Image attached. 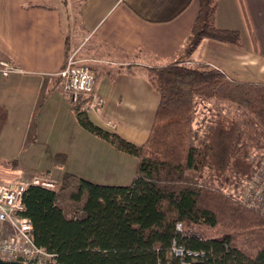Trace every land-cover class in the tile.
<instances>
[{"label": "trees", "instance_id": "trees-1", "mask_svg": "<svg viewBox=\"0 0 264 264\" xmlns=\"http://www.w3.org/2000/svg\"><path fill=\"white\" fill-rule=\"evenodd\" d=\"M183 45L163 66H144L158 94L142 144L94 124L79 96L78 125L136 159L127 184H102L63 171L55 188L28 183L22 193L34 243L57 264H264V217L213 179L241 181L253 168L254 144L264 143V83L237 80L192 54L206 39L241 46L236 30L217 27L218 0H198ZM30 6V5H29ZM199 101L231 107L196 141ZM54 162L62 166L65 153ZM17 169V162H2ZM209 170V176H202ZM178 224L180 227H178ZM182 250L177 255L175 249Z\"/></svg>", "mask_w": 264, "mask_h": 264}, {"label": "crops", "instance_id": "crops-1", "mask_svg": "<svg viewBox=\"0 0 264 264\" xmlns=\"http://www.w3.org/2000/svg\"><path fill=\"white\" fill-rule=\"evenodd\" d=\"M198 5V0H0V59L22 69L0 77V179L22 167L33 176H50L58 165L53 155L66 153L63 170L100 183L68 165L72 151L66 145L48 153L50 142L62 140L73 142L75 156L82 159L92 149L99 163L106 160L105 153L122 157L121 151L78 125L58 72L69 57L89 67L96 97L87 106L90 120L142 144L159 101L142 68L163 66L175 57ZM215 23L236 30L241 46L206 39L192 60L237 80L264 82V0H218ZM10 161L18 168L2 164ZM121 179L110 182L130 180ZM1 225V234L7 235L8 227Z\"/></svg>", "mask_w": 264, "mask_h": 264}, {"label": "built area", "instance_id": "built-area-1", "mask_svg": "<svg viewBox=\"0 0 264 264\" xmlns=\"http://www.w3.org/2000/svg\"><path fill=\"white\" fill-rule=\"evenodd\" d=\"M21 71L18 65L0 59L1 78ZM58 76L62 80V90L70 102H77L80 95L90 97L91 100L96 98L93 91L95 75L86 65H78L69 57L65 66L58 72ZM32 183L52 186L38 181ZM27 185L28 183L21 181L0 179V224H5L10 231L7 235H2L0 230V259L26 264H57L52 253L34 243L30 221L19 214L24 210L21 198ZM238 199L264 216V159L256 166L251 177L244 179ZM175 252L177 255L182 254V250L178 248Z\"/></svg>", "mask_w": 264, "mask_h": 264}, {"label": "rangeland", "instance_id": "rangeland-1", "mask_svg": "<svg viewBox=\"0 0 264 264\" xmlns=\"http://www.w3.org/2000/svg\"><path fill=\"white\" fill-rule=\"evenodd\" d=\"M69 54V53H68ZM246 81V80H241ZM247 82H255V83H264L261 81H247ZM93 100V99H92ZM92 100H90L87 105H83V107L87 110V106H90L92 103ZM70 102V101H69ZM72 104V102H70ZM231 107H228L223 104L215 105L213 103L207 102V101H199L196 107L194 122H193V129L195 133V139L196 141L201 139L205 133H206V125L211 123L214 117L218 116L220 113H230ZM97 138V137H96ZM99 139V138H98ZM66 145L70 151H72V154L69 156V162L68 165L71 167H76L81 171H85L86 174H90L93 177H96L98 181H101L100 183L104 184H114V179L116 178H122L120 181H127V179L130 178L125 183H129L131 181V177L134 175L135 172V165H136V159L135 157L125 154L122 152V157H119L120 155H109L105 153V156L107 157L106 160H103V163L96 162L94 159H99L98 152H94L93 149L91 150V156H87L86 158H79L78 156H75L76 148L75 145H73V142L57 140L50 142L48 144V153H55L57 150V147ZM256 148H259L260 151H254L251 155V159L253 160V168L249 175L246 178L251 177L252 173L254 172L255 168L261 161L264 159V143L263 144H254ZM94 150H100L97 148H94ZM57 154V153H56ZM54 154L53 157L56 155ZM66 154V153H65ZM50 155V154H49ZM43 158H37V163L39 165L43 164ZM122 158V159H120ZM18 171H11L12 173H4V176L2 179L8 180V181H21L25 183H32L34 181H38L40 183H46L50 184L52 188H55L58 181L60 174L63 171V168L61 166L55 165L53 168L54 173H52L49 176V173H43L40 172L38 174H34L33 176L30 171L26 170L25 167L18 168ZM60 173V174H59ZM83 173V172H81ZM210 171L206 170L202 174V176H209ZM89 178V177H88ZM53 179V181H51ZM55 179V181H54ZM244 179L241 181L235 180V179H213L210 181L212 185H214L216 188L224 190L226 193L231 194L233 196H236L237 198H240L241 191L243 189V182ZM245 205V204H244ZM261 215V214H260ZM263 216V215H262ZM264 217V216H263ZM2 225L0 224V227ZM9 231V228H7ZM10 232V231H9Z\"/></svg>", "mask_w": 264, "mask_h": 264}, {"label": "water", "instance_id": "water-1", "mask_svg": "<svg viewBox=\"0 0 264 264\" xmlns=\"http://www.w3.org/2000/svg\"><path fill=\"white\" fill-rule=\"evenodd\" d=\"M0 264H26L19 261H11V260H2L0 259Z\"/></svg>", "mask_w": 264, "mask_h": 264}]
</instances>
